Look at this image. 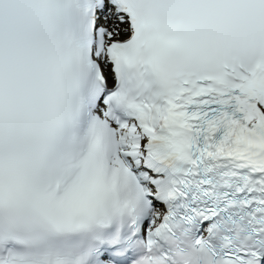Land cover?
<instances>
[{
	"label": "snow or ice",
	"instance_id": "snow-or-ice-1",
	"mask_svg": "<svg viewBox=\"0 0 264 264\" xmlns=\"http://www.w3.org/2000/svg\"><path fill=\"white\" fill-rule=\"evenodd\" d=\"M0 264H264V0H0Z\"/></svg>",
	"mask_w": 264,
	"mask_h": 264
}]
</instances>
